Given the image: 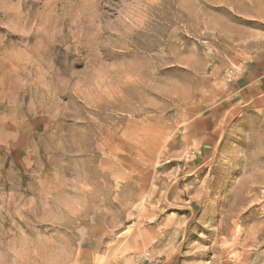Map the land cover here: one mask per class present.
<instances>
[{
	"label": "rangeland",
	"instance_id": "1",
	"mask_svg": "<svg viewBox=\"0 0 264 264\" xmlns=\"http://www.w3.org/2000/svg\"><path fill=\"white\" fill-rule=\"evenodd\" d=\"M262 37L264 0H0V241L35 236L29 264H264V108L223 106Z\"/></svg>",
	"mask_w": 264,
	"mask_h": 264
},
{
	"label": "crops",
	"instance_id": "2",
	"mask_svg": "<svg viewBox=\"0 0 264 264\" xmlns=\"http://www.w3.org/2000/svg\"><path fill=\"white\" fill-rule=\"evenodd\" d=\"M226 102L225 112H237L241 108L252 105L264 108V53L258 52L242 64L238 70L235 82L230 85V92L224 99ZM224 103V102H223ZM213 115H206L202 118L199 127L200 131L196 138L197 151L211 148L220 140V128L223 123H218V113L212 112ZM227 114V113H226Z\"/></svg>",
	"mask_w": 264,
	"mask_h": 264
},
{
	"label": "clouds",
	"instance_id": "3",
	"mask_svg": "<svg viewBox=\"0 0 264 264\" xmlns=\"http://www.w3.org/2000/svg\"><path fill=\"white\" fill-rule=\"evenodd\" d=\"M35 239V236L30 237L28 233H21L19 237H13L7 242L0 241V264H29L26 256L30 251L32 241ZM52 242L51 239L48 240V243ZM9 253H14L18 259L15 261L4 259L3 257ZM31 264H37V262L33 261Z\"/></svg>",
	"mask_w": 264,
	"mask_h": 264
},
{
	"label": "snow or ice",
	"instance_id": "4",
	"mask_svg": "<svg viewBox=\"0 0 264 264\" xmlns=\"http://www.w3.org/2000/svg\"><path fill=\"white\" fill-rule=\"evenodd\" d=\"M262 39H264V37H262ZM185 68V67H184ZM187 69V68H185ZM114 98L111 95H105L101 98V100L99 101V106H100V111H98V114H100L101 116H103V109L105 107V105L109 104V103H113ZM91 108L93 107V105H89ZM171 166V165H170ZM75 209L73 208H68L67 209V213L69 214V216L74 215L75 214ZM65 255L67 256L68 253H65Z\"/></svg>",
	"mask_w": 264,
	"mask_h": 264
}]
</instances>
